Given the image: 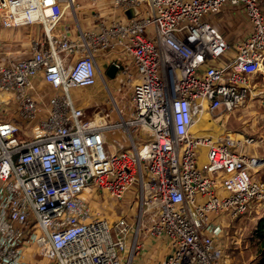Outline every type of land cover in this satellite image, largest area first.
I'll list each match as a JSON object with an SVG mask.
<instances>
[{"label":"built area","instance_id":"2783aa9c","mask_svg":"<svg viewBox=\"0 0 264 264\" xmlns=\"http://www.w3.org/2000/svg\"><path fill=\"white\" fill-rule=\"evenodd\" d=\"M108 2L121 14L85 28L63 20L76 0H0V27L33 34L0 67V264H135L145 237L167 241L159 264H222L224 224L264 205L250 172L264 156L247 150L254 136L193 125L264 103V0ZM226 6L248 27L235 44L211 21ZM99 57L132 87L120 119L87 117L73 92L97 83ZM132 188L136 212L109 216L100 196Z\"/></svg>","mask_w":264,"mask_h":264},{"label":"rangeland","instance_id":"374dc122","mask_svg":"<svg viewBox=\"0 0 264 264\" xmlns=\"http://www.w3.org/2000/svg\"><path fill=\"white\" fill-rule=\"evenodd\" d=\"M90 1L91 0H76L77 6L75 11L73 10L71 13L67 12L63 20L69 22L71 25L74 23V26L81 25L85 28L93 27L97 20L95 21L90 17V9H92ZM234 9L238 11V13L235 15L236 18L234 21L230 20L227 23V26L230 28L228 30H232L234 26L239 25L243 21L246 22L242 9L240 7H234ZM11 31L14 32L13 35H10ZM31 31L32 29L26 28L9 31L7 28L0 27V67L9 60L19 59L28 50L29 39L33 35ZM240 39L241 38L234 39L233 43L235 44ZM98 61L102 66V73L99 75L97 83L85 88H76L73 92L89 95L86 102L87 117L94 119L99 113L100 115L108 114L106 117L107 121L120 119L117 113L119 108L123 110L124 114H128L131 110L130 96L132 87L118 82L116 76L113 78L108 76L106 74L107 67L103 58L99 57ZM103 79L107 80V86H104ZM210 126L215 130L217 126L219 130L223 127L234 132L237 131L254 136L259 142L253 147L249 146L247 150H256L258 154L264 156V103L261 102L260 96L252 95L236 110L224 112L222 115L214 118ZM218 132H214L213 134ZM198 133L204 134L207 132ZM204 150L205 148L201 146L200 151L204 152ZM250 172L255 179L264 181V165L255 170H250ZM127 197L128 198L124 201L119 200V202H115L107 197L103 199V196H100V200L106 201L107 199L108 205L111 208L109 216L115 218L122 211L128 210V212H136L137 201L134 188L130 190V194H128ZM92 203L96 204L94 201H92ZM240 217L242 218L238 225L234 222L232 225L227 224L225 227V237L228 239V245L222 263L261 264L262 254L260 253V248L262 238L258 237L256 231L259 220L264 217V205L262 206L261 202H257V206L255 205L250 211ZM28 258L32 259L31 257ZM46 259L47 258H42L44 261ZM42 260H40L39 263H42ZM45 263L51 264V260L47 259Z\"/></svg>","mask_w":264,"mask_h":264},{"label":"crops","instance_id":"0c3cea01","mask_svg":"<svg viewBox=\"0 0 264 264\" xmlns=\"http://www.w3.org/2000/svg\"><path fill=\"white\" fill-rule=\"evenodd\" d=\"M99 5L95 8V10L90 9V17L92 19H94L95 21L100 17L103 16L106 19H111L114 18L118 15L121 14L120 10L111 7V4L108 2V0H100L99 1ZM89 4V2H88ZM90 5V4H89ZM233 8V9H232ZM237 8V7H236ZM234 7L232 6H226L221 12H219L218 14L211 16V21L221 30V32L225 35V37L228 39V41L230 43H233L234 39L237 38H242L244 36H246V33L248 31V27L245 21H243L242 23H240L237 26H234L232 30H228L230 29L227 26V23L231 20L234 21L235 20V15H237L238 11H234ZM95 11V13H94ZM240 19V18H239ZM13 30V29H9ZM8 31V30H7ZM15 31V30H13ZM14 32L11 31L10 35H13ZM7 35V34H5ZM9 35V33H8ZM254 150V149H253ZM251 152H255L258 153L256 150L252 151L250 149ZM128 211V210H126ZM242 217L239 218H235L229 222H227V224H233L235 222V224H239V221H241ZM227 224L225 223L224 226L226 227ZM224 227V234L222 235V241L224 242V246H225V250L227 248L228 245V239L227 237H225V233H226V228ZM144 249L141 252V254L139 253L136 258H135V264H159L161 260H163L167 254H168V244L167 241H165V239H153L151 237H145L144 239ZM226 255V254H225ZM28 257H31L32 259H29ZM26 259L28 262H30L31 264H46V260H42V258H40L37 255H27ZM40 260H42V263H39ZM44 262V263H43ZM223 264V263H222Z\"/></svg>","mask_w":264,"mask_h":264},{"label":"bare ground","instance_id":"6f19581e","mask_svg":"<svg viewBox=\"0 0 264 264\" xmlns=\"http://www.w3.org/2000/svg\"><path fill=\"white\" fill-rule=\"evenodd\" d=\"M213 119L211 118V116L207 113V112H202L197 116V119L194 122L193 125V129L196 132H210V133H214V132H218L219 128L216 126V130L211 128V121ZM241 132H233V136L236 137H241Z\"/></svg>","mask_w":264,"mask_h":264},{"label":"water","instance_id":"95a60500","mask_svg":"<svg viewBox=\"0 0 264 264\" xmlns=\"http://www.w3.org/2000/svg\"><path fill=\"white\" fill-rule=\"evenodd\" d=\"M138 11H139L138 7H131V8H128L125 12L128 17H132ZM116 72H117V66L115 64H111L106 70V74L112 78L116 76Z\"/></svg>","mask_w":264,"mask_h":264},{"label":"trees","instance_id":"16d2710c","mask_svg":"<svg viewBox=\"0 0 264 264\" xmlns=\"http://www.w3.org/2000/svg\"><path fill=\"white\" fill-rule=\"evenodd\" d=\"M256 232H257L258 237L262 238L260 253L262 254L261 264H263L264 263V217H262L259 220Z\"/></svg>","mask_w":264,"mask_h":264}]
</instances>
